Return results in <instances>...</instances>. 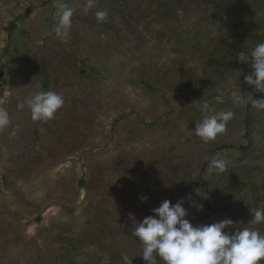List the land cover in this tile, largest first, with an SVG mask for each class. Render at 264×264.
Here are the masks:
<instances>
[{
    "label": "rangeland",
    "instance_id": "1",
    "mask_svg": "<svg viewBox=\"0 0 264 264\" xmlns=\"http://www.w3.org/2000/svg\"><path fill=\"white\" fill-rule=\"evenodd\" d=\"M87 3L0 0V264H147L133 230L165 199L183 198L194 226L230 218L264 234L250 223L264 209V92L238 60L264 42V0ZM49 90L64 105L34 121L26 100ZM219 112L233 117L205 143L196 124Z\"/></svg>",
    "mask_w": 264,
    "mask_h": 264
},
{
    "label": "clouds",
    "instance_id": "2",
    "mask_svg": "<svg viewBox=\"0 0 264 264\" xmlns=\"http://www.w3.org/2000/svg\"><path fill=\"white\" fill-rule=\"evenodd\" d=\"M95 0H88L87 9L94 6ZM57 8L55 33L62 40H67L72 26L74 10L66 3L54 5ZM86 9V10H87ZM97 22H103L108 15L106 10L96 12ZM240 62H249L252 72L244 77L248 85L264 92V42L256 44L250 54L238 53ZM64 97L55 91H37L26 100L34 121L50 120L64 105ZM201 111L208 110L205 102L198 105ZM257 107L264 108V103ZM233 113L219 112L204 116L196 124L194 133L205 143L215 140L226 131L227 123ZM10 124L6 109L0 108V130ZM228 162L214 158L210 169L220 173L227 170ZM197 195L207 199L206 193L195 190ZM141 202L149 199L147 195L140 197ZM183 198L175 204L165 199L152 215L138 222L133 235L142 244V257L147 264H262L264 262V234L258 230L245 227L236 228V221L230 218L211 224L193 225L187 219L189 210L183 206ZM197 211L203 210L202 204H195ZM252 224L264 223V209L252 212Z\"/></svg>",
    "mask_w": 264,
    "mask_h": 264
},
{
    "label": "built area",
    "instance_id": "3",
    "mask_svg": "<svg viewBox=\"0 0 264 264\" xmlns=\"http://www.w3.org/2000/svg\"><path fill=\"white\" fill-rule=\"evenodd\" d=\"M6 183V177L2 169L0 168V187L5 185Z\"/></svg>",
    "mask_w": 264,
    "mask_h": 264
}]
</instances>
